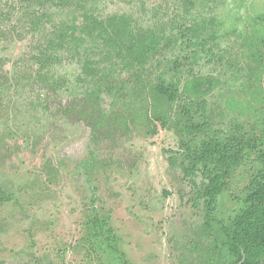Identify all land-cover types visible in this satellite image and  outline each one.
Segmentation results:
<instances>
[{
    "label": "rangeland",
    "instance_id": "obj_1",
    "mask_svg": "<svg viewBox=\"0 0 264 264\" xmlns=\"http://www.w3.org/2000/svg\"><path fill=\"white\" fill-rule=\"evenodd\" d=\"M116 4L50 0L42 11L0 0V264H97L89 194L74 177L84 155L69 154L95 118L99 86L124 80V97L99 101L93 209L108 216L129 264L203 262L210 238L179 198L175 125L182 106L198 114L199 103L224 132L264 113V0ZM179 26L197 46L174 71ZM235 208L224 195L217 218Z\"/></svg>",
    "mask_w": 264,
    "mask_h": 264
},
{
    "label": "trees",
    "instance_id": "obj_2",
    "mask_svg": "<svg viewBox=\"0 0 264 264\" xmlns=\"http://www.w3.org/2000/svg\"><path fill=\"white\" fill-rule=\"evenodd\" d=\"M20 1H27L42 11L48 9L50 2ZM174 1L186 4L193 0ZM111 4L115 11L120 8L116 0H111ZM178 34L180 43L174 54V71L190 65L195 52L193 48L197 46L196 38L189 37L182 26L178 27ZM127 83L124 80L99 86L94 100L96 113L91 115L95 118L83 128V135L71 146L69 154L71 157L82 151L84 155L77 162L78 173L74 177L89 194L92 213L87 228L96 250L97 264H129L118 247L119 238L109 225L108 216L93 209L97 198L89 177V172L98 166L96 146L101 135L99 127L104 122L99 101L116 102L124 97ZM158 93L169 102L180 101L173 88L159 86ZM195 107L196 111L199 108L198 114L182 106L181 119L175 125L185 160L178 175L181 183L178 194L183 201L187 198L185 204H190L200 227L210 238L202 264H264V113L252 125H232L224 132L212 130L208 116L203 113L207 109L206 103ZM167 195L168 192H163L164 197ZM224 195L235 203L236 208L228 217L219 220L217 212Z\"/></svg>",
    "mask_w": 264,
    "mask_h": 264
},
{
    "label": "flooded vegetation",
    "instance_id": "obj_3",
    "mask_svg": "<svg viewBox=\"0 0 264 264\" xmlns=\"http://www.w3.org/2000/svg\"><path fill=\"white\" fill-rule=\"evenodd\" d=\"M174 1V0H173ZM193 1H195V0H193ZM193 1H191V2H193ZM176 2V1H175ZM190 2V3H191ZM187 4V3H186ZM184 29H186L187 30V33H188V35H189V37H194L193 35H192V33L191 32H189L188 31V29L186 28V27H184V26H182ZM178 31V30H177ZM179 35V34H178Z\"/></svg>",
    "mask_w": 264,
    "mask_h": 264
}]
</instances>
